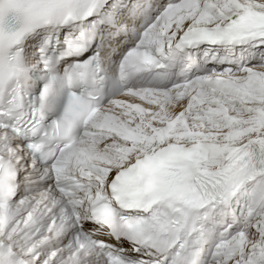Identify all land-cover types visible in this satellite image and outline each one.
I'll list each match as a JSON object with an SVG mask.
<instances>
[{
	"label": "snow or ice",
	"instance_id": "snow-or-ice-1",
	"mask_svg": "<svg viewBox=\"0 0 264 264\" xmlns=\"http://www.w3.org/2000/svg\"><path fill=\"white\" fill-rule=\"evenodd\" d=\"M7 17L0 264H264V0H27Z\"/></svg>",
	"mask_w": 264,
	"mask_h": 264
},
{
	"label": "clouds",
	"instance_id": "clouds-1",
	"mask_svg": "<svg viewBox=\"0 0 264 264\" xmlns=\"http://www.w3.org/2000/svg\"><path fill=\"white\" fill-rule=\"evenodd\" d=\"M64 0H53L54 5L62 4ZM27 4V0H0V14H3L5 17L12 15L16 16L18 13V9L22 6H25ZM35 30H24V26L21 25V28L17 29V33L23 31L24 35L31 34V31ZM17 33H14L13 35H16ZM14 47V46H13ZM21 70L26 69L27 65H24L21 63L19 65Z\"/></svg>",
	"mask_w": 264,
	"mask_h": 264
}]
</instances>
